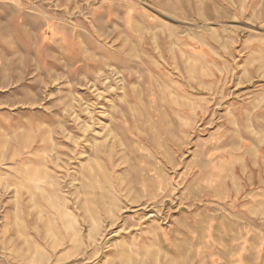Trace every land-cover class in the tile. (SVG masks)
Wrapping results in <instances>:
<instances>
[{
  "label": "rangeland",
  "instance_id": "374dc122",
  "mask_svg": "<svg viewBox=\"0 0 264 264\" xmlns=\"http://www.w3.org/2000/svg\"><path fill=\"white\" fill-rule=\"evenodd\" d=\"M0 264H264V0H0Z\"/></svg>",
  "mask_w": 264,
  "mask_h": 264
}]
</instances>
